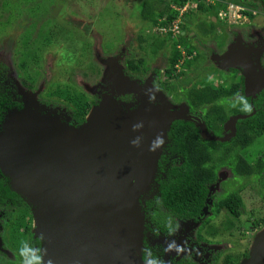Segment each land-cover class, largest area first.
<instances>
[{
  "label": "flooded vegetation",
  "instance_id": "1",
  "mask_svg": "<svg viewBox=\"0 0 264 264\" xmlns=\"http://www.w3.org/2000/svg\"><path fill=\"white\" fill-rule=\"evenodd\" d=\"M197 1L194 2L195 11H192V3H190V5H187V7L180 13L177 33H172L171 31H162L163 28H168L175 18L170 23L165 21L166 23L164 24H160L152 28L150 27V31L155 33L154 37L165 38L169 34L172 38H177L178 35H181L182 40H184V45H176V50L180 52V58L171 68L172 70L170 73H166L165 70L169 67L168 61L166 59L165 63L162 64V67L158 66L157 69H146V66H140L142 63L146 62L142 56H140L137 52H130L131 55L129 57L128 55H125V53L129 54V51L126 52L125 49L120 48V50L116 53V57H120L119 62H121L116 78L118 82L115 84L116 88L111 87L112 84L111 80L109 79L104 80L105 82H101L100 80H102V77L99 80L93 78V80H89L88 82H86L84 78H81L84 79L86 86H82L80 81V84L77 82L76 84L72 85L71 88L75 90L74 94L79 91L80 94H83L82 99L86 98L90 100L88 107H86V110L82 115V121H79V119L74 115L73 110L78 109L80 106H76L77 104L74 103L72 100L73 98L71 99L68 95L67 97H63L61 99H55L54 96H50L51 91L48 88V83L53 81V77L50 79L51 81L44 82L43 88H41L42 92L38 93L40 88H38L37 84L35 83L38 71L36 69H34L33 72L28 71L27 67L25 66L27 64V60L32 62L30 56L32 58L36 57L37 60L41 58V54L38 51V46H36L38 43L37 40L41 41L42 39L44 43H49L50 40L48 36H38L39 38L36 37L32 39L29 38L31 37L30 33H27V35L24 34V37H28V39L21 43L22 48L19 50L17 55V60L19 63H17L18 69H15V71L8 69L6 61L3 62L0 55V138L2 136H4L3 138L5 140L12 138V129L9 122H11L12 118H15L14 116L16 113L19 112L24 105L23 97L19 92L20 88H22L24 91L34 90L33 92L38 93L37 97L39 102L50 106L49 108L43 109L35 114L38 116L48 115L49 117L57 120L59 123H67L71 126L77 127L85 121L90 109L96 107L104 96H111L122 103L130 101V96L119 94L120 92L124 91V87H122L119 83L122 84L125 81H127V83L128 81H136L140 87L144 88H141V91L144 94H146L147 91L145 84L149 83V87L151 88L150 91L160 92L167 97L168 95H172L173 99L176 98V100H172L174 101V104L176 105L178 103H184L188 113L192 116L199 117L211 135H215L217 137L226 136L228 138L223 142H230L236 136V126L239 119L242 118H238L236 120L233 131L229 124L226 126V121L235 115H245L243 119L252 115L255 111L254 101L259 99L261 94H264V0H202L205 3L204 6H212L210 9L206 7L201 9L198 8ZM228 2L240 4L241 7L246 9V16H244V18H242L237 23H231L230 20L216 17V14L218 15V9L221 8L224 3ZM216 4H218L217 11L214 10ZM176 7L178 6H175L174 4L171 5V8L174 10ZM250 13L253 15L251 20L249 19ZM254 16L256 22L253 21ZM184 18L189 20L190 23L184 24L181 22ZM158 20H165V16L158 18ZM219 20L226 21L227 25H220V28L217 32V38H215L210 33V29L205 30L208 33H198V24L207 21L205 24L206 27L214 26ZM54 25L56 24L54 23ZM0 26H2V24H0ZM145 26L148 27L147 24ZM47 30L48 32L50 31V35H53L52 37L58 35V33L52 29L50 30L47 28L46 31ZM29 43L33 44L37 54H35L32 50L23 49ZM137 48L140 53L144 51L139 46V44L137 45ZM186 49H190L191 52L187 53ZM229 50H231V52ZM195 51H199L201 53L200 57L203 59L205 65L204 68L209 70L207 72L203 71L204 77L201 78H204V81L200 80L201 78L195 81V83H198L195 85L196 87L206 85L207 83L227 86L225 83L227 82L230 84V81L237 85V93L230 96V100L226 103V106L228 107V112H226L228 115L226 121L223 123L220 134H216L212 129H208L204 119L201 116V109L197 107H193L192 109L189 106L185 100L186 98L183 96L185 90L182 91L181 88H176L174 90L170 85L173 76L177 77V75L179 76L183 73L184 66H187V64L185 65V62H190L189 59L195 54ZM228 51L231 55L224 57V53ZM1 52L2 50H0V53ZM166 53L168 54V50ZM65 56L66 58H64ZM77 56L80 55H76L75 58ZM113 56H115V54H113ZM69 58L70 55L67 52H65L64 56L61 57L62 60H67L65 61L66 63H68ZM129 63H132V65ZM209 67L210 69H213V72L209 69ZM46 70L47 71H44V74H47L48 76V67ZM214 70L221 72L223 77H215ZM125 76L129 79H126ZM224 76H226V78H224ZM210 78H213V82L209 81ZM214 80H216V82H214ZM140 99L137 101V103L134 102V105L128 109H135L139 104ZM152 100L156 101H147L148 104H154L156 106L159 105L157 102L158 100L155 97H153ZM208 106L209 104L206 105V107ZM233 106L238 108L236 112H231L229 110ZM247 108L249 112L245 111ZM169 109L177 110L179 108ZM190 122L195 125L193 121ZM263 132H261L259 136H263ZM259 136L254 138V140H256ZM253 141L250 144L245 145L239 151L242 156L245 149L248 148L253 143ZM168 143L169 141L167 139L158 158L159 167L157 164L156 175L153 182L155 184V194L142 209L143 212L145 211L144 217L147 221L145 223L147 229L146 233L154 231V235H161L168 238V235L172 233L182 234L184 231H188L187 237L191 238L192 243H204V247L195 253H189V255H172L168 254V252L161 245V242H151L148 240V236H145L143 238V250L141 253L142 260L145 264H199L201 262H204L205 264H241V261L250 258L249 253H247L244 249H241L235 254L229 252L230 249H228L229 251L223 252V249L219 246L228 243L229 238L233 239L234 237L235 241L241 239L244 235L242 227H249V233H251L253 228L259 227L264 223V216H260L258 218L254 217L250 221L243 222V226H241L242 220L244 218L243 216L246 213V210L243 209V203H241V206L238 208L242 213L240 221H238L236 216L234 217V215L231 214V212H229L226 207L220 206V204L231 191L237 190V193L241 198L240 191L245 186L243 182L246 181L247 177L241 174L239 175L229 165L217 166L214 180L206 185V191L201 206L194 209L191 213H179L175 210V208L169 207L168 203L164 202L160 198L161 194L159 191V185L156 181L166 177V170L171 164H181L182 159L179 157V155L176 153H169L167 150L166 145ZM2 148L3 145L0 141V150ZM254 159L258 161L264 159V151H260ZM220 168L227 169L228 174H226L225 177H228V179H224L226 182L224 186L225 190L215 193L220 177L218 176V171ZM238 177L242 178L241 182L243 184L241 182L234 184L237 182L234 180ZM254 183H258L255 175L247 186L248 189H251V191H258V187L260 188V185H256V187ZM254 187L255 189H253ZM252 211L253 210H251L250 213ZM226 216L233 218L236 223L232 225V221L230 219L224 218ZM220 218H223L222 221H220ZM253 220H257L258 223L253 225ZM32 221L33 216L29 206L19 195L10 189L8 178L2 173L0 169V254L4 253L9 255L7 258L8 264H41V242L37 237L34 236L32 231ZM179 223L181 230H178ZM18 235L25 239L23 263L17 259L18 254L11 247L14 240H12L10 237H17ZM220 238H222V240H220ZM197 253L198 255L196 257L195 255Z\"/></svg>",
  "mask_w": 264,
  "mask_h": 264
},
{
  "label": "water",
  "instance_id": "2",
  "mask_svg": "<svg viewBox=\"0 0 264 264\" xmlns=\"http://www.w3.org/2000/svg\"><path fill=\"white\" fill-rule=\"evenodd\" d=\"M244 116L225 124L233 131ZM14 117L12 138H0V169L30 208L42 264H145L138 198L155 178L171 123L190 120L204 139L228 138L211 135L186 106L144 99L129 110L104 96L77 127L25 105Z\"/></svg>",
  "mask_w": 264,
  "mask_h": 264
},
{
  "label": "rangeland",
  "instance_id": "3",
  "mask_svg": "<svg viewBox=\"0 0 264 264\" xmlns=\"http://www.w3.org/2000/svg\"><path fill=\"white\" fill-rule=\"evenodd\" d=\"M195 1L197 0H190L188 2H192V11H195ZM6 2L7 7H5ZM141 2V0H0V24H2V26H0L1 59L3 62L6 61L8 69L15 71V69H18L17 55L22 48L21 43L28 39V37H24V34L27 35V33H30L31 37L29 38L32 39L38 36H48L50 40L49 43H44L42 39V42L37 40L38 43L36 46H38L41 58L37 60L36 57L32 58L29 55L32 62L26 59L27 64L25 67H27V70L33 72L34 69H36L38 71V75H36L35 79V83L38 88H40L38 93L42 92L41 88H43L44 82L51 81L50 79H52V77L53 81L48 83V88L51 91L50 96H54L55 99L67 97L69 94L68 88H71L72 85L77 82L79 83L80 81L82 86H86L85 81L88 82L89 80H93V78L99 80L102 77V80H100L101 82H105L104 80L109 79L111 80V87L116 88L115 84L118 83L116 78L119 72V66L121 65V62H119L120 57H116V53L120 48L125 49L126 52L129 51V54L125 53V55L129 57L131 55L130 52H137L142 56L146 62L142 63L140 66H146V69H157L158 66L162 67V64L165 63V57L168 55L166 52L163 53L160 48L157 49L156 53L152 54L149 52L148 46L146 45H144V51L141 53L138 50V34L143 35V38H147L145 41L150 40L148 36L155 35L154 32L150 31V27L145 26L146 19L141 16L142 11H140ZM171 5L173 4L170 3L169 6L171 7ZM224 8L225 5H222V9ZM252 16V13H250V20ZM254 18L255 16L253 17V21H255ZM181 22L184 24L190 23L186 18L182 19ZM54 23L56 25H54ZM206 23L207 21L198 24V33H208L205 30L210 29V33L215 38H217L220 25H227L224 20H219L214 26L206 27ZM47 28L50 30L52 29L58 33V35L52 37L53 35H50V31H46ZM23 49L32 50L37 54L36 49L31 43ZM229 51L231 52V50ZM229 51L225 52L223 56L228 57L231 55ZM65 52L70 55L68 63L65 62L67 60L61 59ZM113 54H115V56H113ZM76 55L80 56L75 58ZM193 56L189 59L190 62L188 65L184 66L183 73L177 77H172L170 85L174 90L176 88H181L182 91L185 90L188 92L191 88L198 89L199 87L195 86L198 83H195V81L204 77V72L209 71L204 68L205 65L202 57H200L201 53L199 51H195ZM64 58H66V56ZM47 67L49 72L48 76L44 74V71H47ZM210 70L213 72V69ZM214 73L215 77H223L222 73L219 71L214 70ZM81 78H84L85 81ZM224 78H226V76H224ZM126 79L129 78L126 77ZM212 79L213 78H210L209 81L213 82ZM200 80L204 81V78ZM214 82H216V80H214ZM137 83L136 81L119 83L124 87V91L119 94L130 96L131 99L128 102L122 103L124 107H132L134 105L133 103H137L140 98L154 102L156 100L152 99L155 97L158 100V104L161 106L185 109L184 103L174 104L172 100H176V98L173 99L172 95H168L167 97L160 92L150 91L151 88L149 87V83L145 84L147 89L146 94L142 93L141 88H144L140 87ZM225 85L229 86L227 82ZM33 91H24L22 88L19 89L26 108H29L33 113H38L43 109L49 108L50 106L39 102L37 97L38 93ZM224 108L225 111H228L227 106H224ZM260 151H264V135L254 140L243 152L244 159L251 164L255 170L259 169L260 165L263 166L264 164V159L259 161L254 159ZM226 174H228L227 169H219L218 176L220 177L215 193L225 190L224 186L226 182L224 179H228V177H225ZM241 179V177L235 179L234 181L237 182L234 184L241 182ZM250 179H253V177H250ZM250 179L247 178L246 181L243 182L245 186L242 190L240 189L243 209L246 210L242 222L250 221L254 217L258 218L264 216V197H260L259 191H251V189H248L247 185L251 182ZM153 182L154 179L138 198L139 210L142 214L140 217L141 238L138 240L140 253H142L143 250V238L145 236H148V240L151 242H161V245L168 254L179 256L183 254L189 255V253H195L201 250L204 247V243L194 242L193 244L191 238L187 237L188 231H184L182 234L172 233L168 235V238L161 235L156 236L154 235V231L146 233L147 229L145 223L147 221L144 217L145 211L143 212L142 209L155 194V184ZM254 185L260 184L258 182L254 183ZM251 210L253 211L249 213ZM224 218L230 219L232 225L236 223L233 218L227 216ZM222 219L223 218H220V221H222ZM178 230H181L180 223ZM242 231H244V235L241 239L235 241L234 237L233 239L229 238L228 243L220 245L219 247L223 249V252L229 251L228 249H230L229 252L234 254L244 249L250 254V258L241 261L242 264H264V223L259 227L253 228L251 233H249V227H242ZM10 238L14 240L11 247L18 254L17 259L23 263L25 239L20 237V235L17 237L11 236ZM220 240H222V238H220ZM197 255L198 253L195 256L197 257ZM8 256L9 255L4 253L0 254V264H8ZM199 264L205 263L201 262Z\"/></svg>",
  "mask_w": 264,
  "mask_h": 264
},
{
  "label": "trees",
  "instance_id": "4",
  "mask_svg": "<svg viewBox=\"0 0 264 264\" xmlns=\"http://www.w3.org/2000/svg\"><path fill=\"white\" fill-rule=\"evenodd\" d=\"M141 1V16L146 19L147 26L151 28L166 22L170 23L176 17L177 11L169 6L170 3L179 7L187 2V0ZM204 5L205 3L202 0L197 1L198 8L206 7ZM223 5L226 6V3ZM5 7H7V2L5 3ZM211 7L208 6L206 8L210 9ZM162 16H165V20L159 21L158 18H162ZM142 36L138 34L139 46L142 50H144V45L148 46V50L152 54L156 53L159 48L162 49L163 53L168 50L166 60L169 67L165 70L166 73H170L171 68L180 58V52L176 50V45H184L182 36L178 35L177 38H172L168 34L165 38H158L151 35L148 36L149 41H145L147 38H143ZM186 50L187 53L191 52L190 49ZM188 63L186 61L185 65H188ZM129 64L132 65V63ZM68 91V96L71 99L73 98L72 100L77 104L76 106H80L78 109L73 110L74 115L79 121H82V115L86 107H88L90 100L86 98L82 99L83 94H80L79 91L74 94L75 90L73 88H69ZM236 93L237 85L230 81L229 86L207 83L206 85L199 86L198 89L191 88L188 92L184 91L183 96L192 109L193 107H197L202 110L201 116L208 129H212L214 133L220 134L223 123L226 121L228 115V111L224 110V106H226L225 102L229 101L230 96ZM263 103L264 94H261L259 99L254 101V113L245 119H239L236 126V136L230 142L202 139L199 136L197 127L190 121L174 120L171 123L167 131L169 143L166 145V148L169 153L179 155L182 159L181 164H171L166 170V177L156 180L159 185L160 198L168 203L169 207L175 208L179 213H191L194 209L201 206L206 185L214 180L216 167L219 165H229L239 175H244L248 179L255 175L256 180L260 183V188H258L259 195L263 197L264 164L255 170L239 152L245 145L250 144L254 138L264 131ZM207 104H209L208 107H206ZM237 109V107L233 106L229 110L236 112ZM245 111L249 112L248 108ZM241 203V198L237 190H235L227 194L220 206L226 207L240 221L242 213L238 208L241 206ZM252 222L253 225L258 223L257 220H253ZM241 226H243V222Z\"/></svg>",
  "mask_w": 264,
  "mask_h": 264
},
{
  "label": "built area",
  "instance_id": "5",
  "mask_svg": "<svg viewBox=\"0 0 264 264\" xmlns=\"http://www.w3.org/2000/svg\"><path fill=\"white\" fill-rule=\"evenodd\" d=\"M187 3H185L182 7H176L177 11L176 18L171 22L168 28H163L162 31H171L172 33L178 32V21L180 13L187 7ZM244 8L236 6V5H227L225 9H221L218 13L220 18L229 19L231 21H240L244 18Z\"/></svg>",
  "mask_w": 264,
  "mask_h": 264
},
{
  "label": "clouds",
  "instance_id": "6",
  "mask_svg": "<svg viewBox=\"0 0 264 264\" xmlns=\"http://www.w3.org/2000/svg\"><path fill=\"white\" fill-rule=\"evenodd\" d=\"M189 1H190V0H188L186 3H188ZM191 3H192V2H191ZM229 4H231V5H233V6L236 5V6L241 7L240 4H236V3H233V2H232V3H231V2L226 3V6L229 5ZM189 5H190V3H188V6H189ZM226 6H225V8H226ZM225 8H224V9H225ZM242 8H244V7H242ZM221 9H222V7L218 9V13H219V11H220ZM245 11H246V9L244 8V13H245ZM176 16H177V14H176ZM244 16H246V13L244 14ZM216 17H219V16L216 14ZM175 18H176V17H175ZM226 20H229V19H226ZM230 21H231V20H230ZM233 22H234V23H237L238 21H231V23H233ZM41 264H42V261H41Z\"/></svg>",
  "mask_w": 264,
  "mask_h": 264
}]
</instances>
